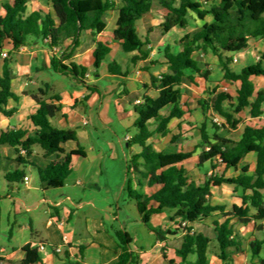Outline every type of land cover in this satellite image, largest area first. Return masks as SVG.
<instances>
[{"label": "trees", "instance_id": "obj_1", "mask_svg": "<svg viewBox=\"0 0 264 264\" xmlns=\"http://www.w3.org/2000/svg\"><path fill=\"white\" fill-rule=\"evenodd\" d=\"M53 12L43 15L40 11L29 12V0H14L2 4L4 14L0 10V113L12 116L17 109L6 110L9 99L18 101L19 97L12 90L15 77L12 64L13 54L20 48L29 46L31 41H43L53 50L56 47L62 52L51 60V70L54 73L68 77L76 85H82L91 91L96 86L87 85L85 78L89 69L72 61L76 49L80 46V38L90 31L94 38L107 28V16L113 11L118 18L113 33V43L121 46L126 53H135L129 58L131 65L149 59L152 48L148 36L142 37L137 29V22L153 10L155 4L166 12L162 24L151 28L158 29L163 35L175 28L186 29L193 16L202 21V25L187 33L177 44L181 49L175 51V46L167 44L159 49L168 64V71L160 75L151 74L150 84L146 89H155L157 97L145 94L139 104H135V133L128 140L129 147L139 145L141 152L132 154L127 162L125 189L128 197L135 201L142 223L155 234L158 241H165L167 235H176V231L184 233L182 244L176 250L181 263L210 264L209 255H214L223 264H234L233 255L242 250V237L235 229L232 220L236 219L242 225L254 223L256 229H261L264 221V127H245L242 138L234 143L221 135V130H235L240 119L235 115L250 107L253 118L264 114V91L255 96L254 76H263L261 62L243 69L241 73L233 72L229 65L233 54L247 47L250 39L264 38V0H48ZM211 21H207L208 18ZM71 46L64 48L67 41ZM94 67L98 70L102 62L112 50L110 42L94 40ZM11 49L7 50V47ZM8 53L7 58L2 54ZM212 54L220 60L225 79L238 84L237 102L233 110H225L224 103L232 99L226 92H219L218 87L210 90L207 98L198 101L205 115V121L200 125L202 142L197 147L201 149L198 167L215 162L224 164L227 168L237 169L244 157L250 153L257 154L255 175H250L248 168L236 177L210 176L198 184L191 180L188 170L181 164L191 157L189 152H162L149 143L153 135L166 137L168 125L173 118H181L184 111L181 108L182 84L188 77L186 70L202 74L196 53ZM264 59V55H262ZM158 60V59H157ZM109 72L113 75L127 76L123 67L116 61L109 64ZM51 87L46 85V91L32 94L39 108L30 117L35 126L33 137H27L22 130L6 131L0 135V145H10L18 153L26 150V156L32 153L30 148L38 145L45 157L56 155L58 159L45 168L37 167L40 184L43 191L60 189L65 180L72 174L73 157H85L83 147L79 145L77 132L71 129H61L52 123L62 110L58 94L50 95ZM124 93V92H123ZM121 93V95H123ZM256 97L251 102L252 97ZM171 108L168 116L162 111ZM219 115L225 119L221 125L214 121ZM152 123L156 125L151 130ZM178 139V136L173 137ZM75 142L78 147L67 151L64 145ZM209 148V150L207 149ZM26 164L25 159L20 160ZM24 170L17 169L7 173L5 179L9 183L25 181ZM224 184L241 188L242 205H235L226 211L223 205H213L210 201L212 187ZM145 186L158 187V190L148 195L144 193ZM1 197V196H0ZM174 212L172 220H182L190 224L188 228L181 225L174 232L160 227L151 226V217L163 212ZM222 215L224 220L213 223L212 235L196 232L193 225L214 216ZM180 224V222H179ZM178 224V225H179ZM121 253L113 264H135L138 258L131 251L132 237L123 231L115 234ZM264 241L255 240L251 251L264 264L261 257ZM24 254L20 264H43L39 250L27 244L22 248ZM190 255H196V261L187 262ZM0 264H16L0 256ZM171 264H175L171 261Z\"/></svg>", "mask_w": 264, "mask_h": 264}, {"label": "crops", "instance_id": "obj_2", "mask_svg": "<svg viewBox=\"0 0 264 264\" xmlns=\"http://www.w3.org/2000/svg\"><path fill=\"white\" fill-rule=\"evenodd\" d=\"M12 1L14 0H0L2 14H4L1 7L2 4ZM28 7L29 12L40 11L43 15L53 12L48 0H29ZM153 10L137 22L139 34L140 25L146 26L148 23H151L152 19L151 28L157 27L164 22L166 12L161 10L162 12L159 11L157 15ZM148 17L153 18L150 20ZM117 18V12L113 11L110 21L107 22L106 30L96 38L93 37L90 31L84 32L80 38V46L76 49L72 58V61L89 69L85 82L87 85L96 86L95 91H91L82 85H76L71 80L69 81L70 83L68 82V88L59 90L58 86L63 79L62 77L66 76L54 73L51 70V60L55 53L43 41L35 42L33 40L29 46L22 47L19 51L15 52L13 54L14 62L12 64L15 75L12 81V90L19 97V100L14 101L9 99L5 109L11 110L16 108L17 112L12 116H5L0 113V135L6 131L22 130L27 133V137L34 136L36 128L32 124L30 117L37 112L39 105L31 95L45 92L46 85L51 87L50 95L58 94L61 97L59 104L62 105V110L52 119V123L56 127L71 129L76 132L80 129H87L91 124V120L87 116L88 110L97 105H99L96 108L98 117L101 123L104 124V117L109 120L108 112L110 104L105 100V94L96 85L100 79H107L111 82L113 87L112 92L118 96V98H114V102L122 110L124 115H134L136 120V114L134 112L136 101L141 100L145 94L153 97H157L159 94L157 90L146 89L145 87V85L150 84L151 74L160 75L167 72L168 64L162 55L158 56V60L152 58L150 55L149 59L139 61L136 65H131L129 58L135 55V53H126L119 44L112 42ZM211 20L212 18L210 17L207 19V21ZM192 22L195 26L190 29ZM201 25L202 21L194 15L188 28H175L168 33L170 35L168 41L171 45H174L171 39L174 40L176 52H179L181 49L177 42L187 33ZM151 28L146 34L150 39L148 47L152 48V50L154 49L151 35L155 33H160L161 35L157 46H166L165 36L167 34L163 35L158 29H154V31L149 33ZM142 37L144 38V36ZM95 39L112 44V50L108 56L112 55L113 52L119 53L118 55L126 60H104L100 68L96 70L93 55L97 46L94 41ZM71 44L70 40L67 41L64 48L70 47ZM10 49L8 46L6 51ZM59 54L60 52L56 53V56ZM262 55H264V38L250 39L246 48L233 54V60L229 67L233 72L241 73L243 69L261 62L264 69ZM195 59L199 63L202 74H198L192 70L185 71L188 77H193V80L186 79L182 84L181 108L184 111V115L181 118H173L170 121L168 125L169 133L166 137L153 135L149 139V143L156 150L162 152L191 153V157L186 159L181 165L188 170L191 180L196 181L198 184L204 183L210 176L236 177L242 173L244 168H248L250 175H255L257 168L256 153L246 155L237 169L227 168L224 164L218 162H215V168L210 163H207L201 168L198 167L201 149H197V147L202 142L200 125L205 121V115L198 101L202 98H207L209 96L208 92L218 87L219 92L229 93L232 97L230 101L224 103L223 107L227 111L233 110V106L237 102L238 84L225 79L218 57L199 52L195 54ZM113 61H116L123 67V71L127 72L126 77L113 75L109 72V64ZM41 74L45 76V80L41 81L38 79V77L41 78ZM94 74L97 77L96 80L93 79ZM48 75L57 78L51 82L46 78ZM252 81L255 96L260 91H264L263 76H254ZM255 96L250 99L251 102L255 100ZM170 109L166 108L162 111V114L168 116ZM217 116L223 123L225 122L224 118L219 115ZM235 116L241 120L237 129L232 131L221 130L220 132L222 136L234 143L241 140L247 125L256 128L264 127V116L253 118L250 114V107ZM155 128L156 125L152 123L151 130ZM86 132L87 130L83 134H86ZM133 134L128 132L124 140H121L120 143L122 149L126 144L127 148L130 149L131 155L141 152L139 145L132 147L128 145L129 139L127 138L132 137ZM174 136H178V139H174L175 142H173ZM79 145L81 146L80 143ZM112 145L111 150L117 151L116 144L113 143ZM34 146L30 148L32 154L27 157L26 155L18 153L10 145H0V176L7 183L3 184V188L0 190V256L6 260L14 261L16 264H20L24 256L22 248L27 244H31L33 248H37L40 245L45 246L43 250H39L43 264H113L117 262L121 249L115 236L116 232L122 230L123 232H127L132 237L133 242L136 239V235L133 236L129 231V222L125 220L126 218H124L125 216L119 203L114 211L112 201H105L100 196V200L96 198V196L102 194L103 190L100 184L101 177L103 176L104 157L98 155L92 159L85 150V157H73V172L65 180L64 186L58 189L57 196L54 194L50 197L43 196L38 198L35 192L39 190V186L30 183V179L26 174L28 183L25 181L21 183L24 184L26 193L21 196L19 195V183L7 182L5 175L17 169L24 170L26 173V170H31L32 168L36 170L37 167L45 168L58 159L56 155L45 157L44 154H35ZM77 147L78 144L75 142H69L64 145L67 151H72ZM137 147L138 150H135ZM92 149L95 150L94 147ZM21 159L26 160L25 165L21 163ZM128 160L129 157H127V162ZM5 188L8 189L5 190ZM40 188L43 191L41 184ZM51 190L53 191V189L47 191ZM157 190L158 187L145 186L143 188L144 193L148 195L155 193ZM242 194L243 191L241 188L224 184L219 187H212L210 201L213 205H223L226 211H230L235 205H242ZM46 203L49 206V210L47 211L49 217L43 223L39 220L38 212ZM23 213L29 215L30 219L29 221H22L20 223L15 217ZM35 215L37 216L34 217ZM173 215L174 212L167 211L152 215L151 226L174 232L177 230L180 221L172 220L171 217ZM11 216H14V221H12ZM5 217L7 227L2 231L1 225ZM139 219L141 221L140 215ZM216 220L223 221L224 218L222 215L215 213L213 217L196 223L193 227L196 232L209 235L205 230L212 231L213 223ZM232 223L241 235L243 243V251L237 252V255H233L234 262L235 264H242L241 262L246 257L245 253L247 252L245 247L246 243L250 245L251 249V244L255 240H259L257 239L256 233H264V221L259 223L261 229H256L254 223L242 225L236 219L232 220ZM199 226H202L205 230L197 229ZM149 232L153 237L149 238L150 241L154 239V243L148 247L149 249L145 250L142 245H140V249L131 246V251L138 258L135 264H171V261H174L175 264H183L177 256L176 250L182 244L184 233L176 231V235H167L165 241H158L155 234L150 230ZM135 233L138 234L137 232ZM64 238H66V242H64ZM5 239L8 241L9 247L3 244ZM58 246H63L64 248L60 253L55 251V248ZM237 257L241 259L238 262L236 260ZM196 258V255H190L187 262L193 263L196 261ZM209 261L210 264H223L214 255H209ZM253 261L255 263L252 262V264H259L258 259H253Z\"/></svg>", "mask_w": 264, "mask_h": 264}, {"label": "rangeland", "instance_id": "obj_3", "mask_svg": "<svg viewBox=\"0 0 264 264\" xmlns=\"http://www.w3.org/2000/svg\"><path fill=\"white\" fill-rule=\"evenodd\" d=\"M161 10L162 9L158 5L155 4L154 10H153L154 13H157L158 15L159 11ZM111 15L112 13H110L107 16V22L110 21ZM148 18L151 20L153 17H148ZM152 22H153V19L151 23H148L146 26L140 25L139 31L142 36L146 37L148 30L152 27L151 25ZM194 26L195 25H193V22H192L190 29H192V27ZM110 27H111V23H110ZM169 36L170 35L168 33L165 36V39H166L165 45L171 44L168 41ZM160 39H161L160 33H155L151 35V40L153 41V47H154V49L151 52V57L154 59L158 58L159 49L163 47L159 45L157 46ZM171 41H173L172 44L176 46V44L174 43V40L171 39ZM118 54L119 53L113 52L112 55L108 56L105 60H113V59L126 60L125 58H121L120 55ZM46 78H48V81L53 82L54 79L57 77H52L48 75V77L46 76ZM62 78L63 79L58 86L59 90L69 87L70 79L68 77H62ZM38 79H40L41 81L45 80V76L42 75L41 78L38 77ZM93 79L94 80L97 79L95 74L93 75ZM96 85L103 92V94H105V100L109 102L110 104V109L108 112L109 120H107L104 117L103 118L104 124L101 123V120L99 119L98 113L96 110V108H98L99 105L88 110L87 116L90 118L91 124L87 127V129H80L77 131V134L79 137V143L81 144V147H83V149L90 155L92 159L96 158L98 155L104 157L103 176L101 177V184H100L103 190H102V194L96 196V198L100 200L99 198L100 196L104 198L105 201L107 200L112 201V207L114 211L116 210L117 204L119 203L123 211V215L125 216L124 218H126L125 220H128L129 222L128 224L129 231L133 234V236L136 235L135 236L136 239L131 244V246L133 248L140 249L139 247L140 245H142L144 249L147 250L149 249L148 247H150V245H153L152 243H154L153 242L154 239L150 241L149 238H153V237L150 235L149 230L145 227L142 221H140L139 213L136 208V203L134 200L128 197L127 191L125 189L127 157L130 158L131 153H130V149L127 148L126 144L123 147V149L120 144L121 140H124L128 132L135 133V128H134L135 117L134 115H128V114L124 115L122 110L114 102V98H118V96H116L114 92H112L113 87L109 80L100 79V81ZM86 130H87L86 134H83L85 133ZM113 143L116 144L117 151L111 150L113 147L112 145ZM93 147L95 148V150L92 149ZM33 149H34L35 154H38V153L41 155L43 154L42 149L38 145L34 146ZM135 150H138V147L135 148ZM26 174L28 175V178L30 179V183L39 186V190L35 192L38 198L43 197V196L50 197V196H53L54 194L55 196H57L56 194L57 192H59L58 189H53V191L52 190L51 191L41 190L40 178L35 168H32L31 170L30 169L26 170ZM3 184H7V183L3 179V177L0 176V190L3 188L2 187ZM18 186L20 188L19 195L21 196L24 195L26 193L24 184L19 183ZM7 189L5 188V190ZM48 210H49V206L47 203L41 207V209L38 212L40 222H43V223L46 222V220L49 217V215L47 214ZM36 216L37 215H35L34 217ZM15 218L17 219V221L21 223L22 221H29L30 216L27 215L26 213H23V214L16 216ZM15 218L14 216H11L12 221H14ZM6 227H7V221L5 217L1 225L2 231ZM197 229L205 230V228H203L202 226H199V228ZM135 232H137L138 234H136ZM205 232H207L209 235H212V231L205 230ZM256 235H257V239H259L260 241H264V233L259 232V233H256ZM3 244H5L6 247H9L8 241L6 239L4 240ZM0 245H1V242H0ZM245 247L247 249V252L245 253L246 257L242 260L241 263L242 264H245V263L252 264V262H254L253 259L257 260V258L253 256L249 244L246 243ZM260 255L261 257H264V242L262 245V251ZM233 260H234V256H233ZM236 260L238 262L241 259L240 257H237Z\"/></svg>", "mask_w": 264, "mask_h": 264}, {"label": "built area", "instance_id": "obj_4", "mask_svg": "<svg viewBox=\"0 0 264 264\" xmlns=\"http://www.w3.org/2000/svg\"><path fill=\"white\" fill-rule=\"evenodd\" d=\"M54 53H55V55H56V53H61L62 52V50H61V48H59V47H56V48H54L53 50H52ZM2 57L3 58H7L8 57V53L7 52H4L3 54H2ZM141 102V100H137L136 101V104H139ZM263 116H264V114H263ZM214 121L217 123V124H219V125H221L223 122L219 119V117L217 116V117H215L214 118ZM85 123H87V122H85ZM127 139H130V138H127ZM208 150H209V148H207ZM26 150L25 149H21V151H20V154L21 155H26ZM25 182L26 183H28V178L26 177L25 178ZM181 225V227L182 228H188L189 226H190V224L188 223V222H186V221H182V220H180V224L178 225V227ZM64 242H66V238H64ZM45 248V246L44 245H40V246H38L37 247V249L38 250H43ZM63 246H58V247H56L55 248V251L56 252H58V253H60V252H62L63 251Z\"/></svg>", "mask_w": 264, "mask_h": 264}]
</instances>
